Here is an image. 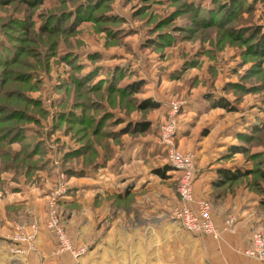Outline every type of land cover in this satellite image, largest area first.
<instances>
[{
    "label": "rangeland",
    "instance_id": "374dc122",
    "mask_svg": "<svg viewBox=\"0 0 264 264\" xmlns=\"http://www.w3.org/2000/svg\"><path fill=\"white\" fill-rule=\"evenodd\" d=\"M227 2L0 0V225L45 224L55 201L74 247L87 250L59 257L52 240L45 254L41 234L32 252L49 262L104 264L109 252L94 246L112 226L118 242L174 239L184 255L173 264H264L240 252L264 230V46L254 47L264 0H240L228 15ZM148 98L159 107L140 109ZM172 102L173 143L195 154L197 194L222 229L185 248L172 214L178 172L161 140ZM143 120L147 132L122 131ZM219 167L242 175L215 184Z\"/></svg>",
    "mask_w": 264,
    "mask_h": 264
},
{
    "label": "built area",
    "instance_id": "2783aa9c",
    "mask_svg": "<svg viewBox=\"0 0 264 264\" xmlns=\"http://www.w3.org/2000/svg\"><path fill=\"white\" fill-rule=\"evenodd\" d=\"M179 105L172 102V112L161 127V140L169 149V160L177 168L179 178L177 183V205L173 209V217L182 228L191 233L209 235L214 239L221 237V228L216 224L213 204L205 197H195L194 185L196 176V156L191 152H184L173 143L177 129V120L174 114ZM232 219L227 220L225 230L231 228ZM43 229H46L55 238L57 245L54 254L62 257L70 254L79 258L86 253V247L75 248L73 240L65 228L55 201L49 206L45 224L41 223H16L10 238L17 244L11 251L20 255H26L37 248V240ZM240 252L254 260L264 262V230L255 231L247 247Z\"/></svg>",
    "mask_w": 264,
    "mask_h": 264
},
{
    "label": "crops",
    "instance_id": "0c3cea01",
    "mask_svg": "<svg viewBox=\"0 0 264 264\" xmlns=\"http://www.w3.org/2000/svg\"><path fill=\"white\" fill-rule=\"evenodd\" d=\"M196 185H197V181L195 186ZM196 190H197V186H196ZM198 196L205 197L204 195H198ZM3 213L4 212H0V217L4 216ZM213 213L216 224L218 225L219 223H217L218 221L216 220L214 205H213ZM11 220L12 219L8 218L6 223H2V225H0V264H74L75 263L72 260L67 261L64 258L63 260H58V261L55 260L54 262H49L48 259L46 258L43 259V257H41L42 255L33 252H30L26 255L15 254L14 252H12L11 248L13 247V245H9L7 242L11 234L12 223L9 222ZM111 227H109L108 232H106V237L104 240L105 243L97 244L94 246L95 248L94 250H100V247H102L106 252H109L110 260H107V262H104V264H171V263L173 264L174 259L177 255H178L177 257H182L184 255L183 254L184 250L179 251L178 250L179 247L176 248V246L173 245V242L175 241L172 238L163 239L165 242L163 244H160L161 242L160 235L152 234L151 239H146L145 241L142 238V235H140L141 238L132 239L133 241H135L132 243H128V242L125 243L122 238H121L122 242H118L117 239L120 238V236L122 237V234L121 233L117 234L118 231L116 229H112ZM43 230L44 231H42L41 233L42 237L40 238L39 247L46 254L48 251V247L52 245L51 241L53 240L54 241L53 246H56V240L50 235L48 231H46V229ZM177 230L178 231H176L177 233L175 234H179L178 235L180 237L179 243L183 248H185L186 246L190 247L192 245L193 243L192 235L197 234V237L194 238H197L199 240H201L202 237H211L209 235H205L201 233H191L184 228L182 229L179 228ZM165 232H167L165 233V235L172 234L170 233V230H167ZM132 234L133 233H127L124 235L126 237H132L133 236ZM48 236H50L51 240ZM113 236L114 239L111 238ZM74 238L76 239L78 237L74 236ZM80 240H82V238H80ZM249 244H250V240L244 247H247ZM223 246L224 245L219 246L218 249L222 251ZM40 249L39 251L41 252ZM200 250L204 254L208 253L207 246H204V248L200 247ZM113 253H120V254L117 256L116 254ZM88 264H102V263L88 262Z\"/></svg>",
    "mask_w": 264,
    "mask_h": 264
},
{
    "label": "trees",
    "instance_id": "16d2710c",
    "mask_svg": "<svg viewBox=\"0 0 264 264\" xmlns=\"http://www.w3.org/2000/svg\"><path fill=\"white\" fill-rule=\"evenodd\" d=\"M43 1L44 0H26V3H28L30 5L37 6L41 3H43ZM246 1H250V0H246ZM238 6H242L240 3V0H228V2L226 3V5L224 7V10L226 9L227 15H228L229 13H232V10L236 9ZM22 26L25 29V32H27V33L30 32V26L29 25L24 24ZM254 36H255V39L257 38V40L259 41L256 45H254V47L256 49L263 47L264 46V35L260 34V31H258ZM127 86H128V89L131 90V92H137L141 88V82H134V83H131ZM219 104L223 107H228L229 102L227 100L225 102L222 100ZM139 106H140V109H149V108L155 109V108L159 107V104L155 100H153L152 98H148V99L142 100L140 102ZM150 127H151V122L148 120L136 121V122L129 121V123L126 125V127H124L122 129V131L123 132H130V133H142V132H147L150 129ZM196 165H197V158H196ZM168 170H171V168L158 169L157 172H159V174H161L162 176H165V172ZM177 172H178V170H177ZM241 175L242 174L240 172H235V171H233V169L225 168V167H219L218 168L219 178H218V180H216L215 184L222 185L225 181L236 179ZM178 178H179V172L177 175V182H178ZM195 184H196V176H195ZM194 192H195V197L199 198L195 185H194ZM51 236L53 237V235H51ZM56 245H57V242H56Z\"/></svg>",
    "mask_w": 264,
    "mask_h": 264
}]
</instances>
